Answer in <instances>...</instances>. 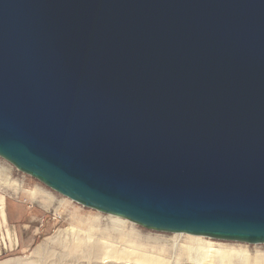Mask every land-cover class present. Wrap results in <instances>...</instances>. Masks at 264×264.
<instances>
[{
  "label": "water",
  "instance_id": "1",
  "mask_svg": "<svg viewBox=\"0 0 264 264\" xmlns=\"http://www.w3.org/2000/svg\"><path fill=\"white\" fill-rule=\"evenodd\" d=\"M0 159L147 231L264 244V0H0Z\"/></svg>",
  "mask_w": 264,
  "mask_h": 264
},
{
  "label": "rangeland",
  "instance_id": "2",
  "mask_svg": "<svg viewBox=\"0 0 264 264\" xmlns=\"http://www.w3.org/2000/svg\"><path fill=\"white\" fill-rule=\"evenodd\" d=\"M0 178L19 185L9 188L0 180V207L15 209L16 225H21L28 211L35 218L32 227L40 220L44 225L35 236H31L32 230L22 231L19 227L22 243L28 246L21 251L6 247L7 251H0V263L9 260V264H264L258 260L264 257V244L147 231L84 208L2 159ZM2 233L0 223L1 249ZM218 253L237 256L220 259Z\"/></svg>",
  "mask_w": 264,
  "mask_h": 264
},
{
  "label": "crops",
  "instance_id": "3",
  "mask_svg": "<svg viewBox=\"0 0 264 264\" xmlns=\"http://www.w3.org/2000/svg\"><path fill=\"white\" fill-rule=\"evenodd\" d=\"M13 211L15 209L11 208H0V223L4 229V233L1 234V243L3 248H0V251H7L6 247H13L9 248L8 250L18 249L21 251V248L28 245H23L22 238L20 232L17 230L19 227L22 231H31V236H35L36 233H40L43 231L44 225L42 224L43 220H40V224L32 227L31 224L34 222L35 218L32 216V211H28L26 219L23 220L21 225H16L17 221L13 218ZM1 247V246H0Z\"/></svg>",
  "mask_w": 264,
  "mask_h": 264
},
{
  "label": "bare ground",
  "instance_id": "4",
  "mask_svg": "<svg viewBox=\"0 0 264 264\" xmlns=\"http://www.w3.org/2000/svg\"><path fill=\"white\" fill-rule=\"evenodd\" d=\"M0 180L3 182V184H5L6 186H8L9 188H12V187H15V186H19L18 184L16 183H10L8 182L7 179H2L0 178ZM7 180V181H6ZM14 189V188H13ZM2 208V206L0 207ZM105 245V244H104ZM110 247V246H109ZM218 256L220 257V259H229V258H232V257H235L237 255H235L234 253L233 254H223V253H218ZM241 257V256H240ZM99 258V257H98ZM259 261H262L264 263V257H261L258 259ZM9 261V260H8ZM8 261H4L0 264H9ZM11 261V260H10Z\"/></svg>",
  "mask_w": 264,
  "mask_h": 264
}]
</instances>
